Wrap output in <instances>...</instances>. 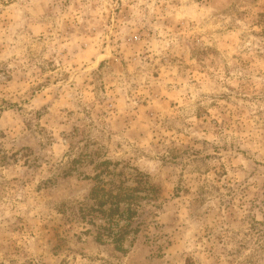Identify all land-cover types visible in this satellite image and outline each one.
I'll list each match as a JSON object with an SVG mask.
<instances>
[{"label":"rangeland","instance_id":"obj_1","mask_svg":"<svg viewBox=\"0 0 264 264\" xmlns=\"http://www.w3.org/2000/svg\"><path fill=\"white\" fill-rule=\"evenodd\" d=\"M0 264H264V0H0Z\"/></svg>","mask_w":264,"mask_h":264}]
</instances>
